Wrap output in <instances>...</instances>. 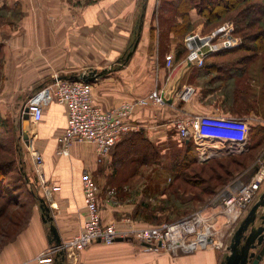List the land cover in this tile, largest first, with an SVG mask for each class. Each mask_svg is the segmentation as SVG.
<instances>
[{"label":"crops","instance_id":"0c3cea01","mask_svg":"<svg viewBox=\"0 0 264 264\" xmlns=\"http://www.w3.org/2000/svg\"><path fill=\"white\" fill-rule=\"evenodd\" d=\"M155 2L158 0H89L87 3L3 0L9 7H17L19 18L6 23L3 37L0 34L5 81L13 84L10 85L11 91L25 94L55 77H77L80 80L83 74L109 69L105 75L87 82L91 86L94 104L110 110L153 90L161 91L165 104L135 106L129 123L132 126L130 132L139 131L154 144L166 147L177 141L172 128L176 118L199 114L249 117L264 110V96L262 104L259 102V79L250 77V67L256 59H205L208 70L202 78H208L206 93H199L195 88L196 92L188 100H181L178 93L187 85L197 87V81L202 78L197 77L199 67L186 65L184 57L175 48L172 33L154 22L150 6ZM151 25H157L154 35ZM170 53L173 68L167 70L165 55ZM215 65L228 69L227 76L244 72L247 87L238 91L235 101L231 98L232 91L230 95L223 94L224 100L214 99L221 106L212 107L200 103V99L213 97L217 90L226 91L225 85L213 89L215 91L210 86L223 70L212 68ZM244 67L246 69L242 71ZM254 81H257L256 86L252 84ZM65 126L64 106L52 102L45 107L41 121L34 126L35 141L32 138L31 143L43 159L45 182H39L37 193L49 207L51 223L61 242L77 233L85 218L81 184L83 169L91 172L100 188L98 205L103 224L122 225V217L128 216L136 207H143V198L137 194L135 199L133 193L127 192L133 179L142 180L146 185L156 178V186L159 176L162 181L164 178L158 173V165L144 164L141 155L133 156V147L124 137L105 156H98L95 146L88 142L72 144L66 155L56 154V137ZM193 154L195 157L194 149ZM30 163L32 166V160ZM154 166L156 177L153 175ZM149 167L153 168L152 173L148 172ZM118 187L123 190H118L114 196L109 194ZM259 192L258 196L262 189ZM49 223L43 221L37 202L24 229L11 241L0 242V264H39L37 256L53 244L48 235ZM226 254L228 251L205 249L173 258L166 253L154 255L146 252L132 240H116L94 242L78 252L73 260L61 264H220ZM59 260L55 264H59ZM259 264H264V255Z\"/></svg>","mask_w":264,"mask_h":264},{"label":"built area","instance_id":"2783aa9c","mask_svg":"<svg viewBox=\"0 0 264 264\" xmlns=\"http://www.w3.org/2000/svg\"><path fill=\"white\" fill-rule=\"evenodd\" d=\"M234 31L231 22L206 36H188L186 65L202 67L207 55L238 46L241 40L232 35ZM165 60L166 65L171 67L172 56L167 55ZM194 92L195 89L187 85L178 95L186 101ZM52 102L64 106L66 113V126L56 137V154L66 155L72 144L88 142L95 146L98 156H105L125 134L132 131L129 118L135 106H162L166 100L161 91L153 90L135 100L124 101L113 109L103 110L92 100L90 83L55 77L34 89L23 105L21 114L23 119L27 116L30 128L41 121L45 107ZM254 122L264 125V121L254 115L199 114L176 118L172 128L181 140L192 142L195 158L204 162L247 151L249 131ZM31 160L35 175L44 184L41 154L35 150ZM252 168L254 170L247 180L230 183L204 207L173 222L146 225L134 230L102 223L98 205L100 188L90 171L83 169L81 184L85 218L81 228L60 245L47 247L36 259L39 264H55L59 252H62L64 261H70L94 242H113L118 238L132 240L144 251H163L171 256L205 249L228 251L234 226L246 215L263 184L264 157H258Z\"/></svg>","mask_w":264,"mask_h":264},{"label":"rangeland","instance_id":"374dc122","mask_svg":"<svg viewBox=\"0 0 264 264\" xmlns=\"http://www.w3.org/2000/svg\"><path fill=\"white\" fill-rule=\"evenodd\" d=\"M73 1L74 2L83 1L87 3L89 0H73ZM163 1L164 0H158V2H155L154 6L151 4V6H153V9L151 6L150 8L152 11V15L155 14V16L153 17L154 22L159 25L158 21H161L160 27L168 29L167 19H164V18L170 16V13L173 10L170 6H167V5L163 6L164 4ZM237 10H238V7L237 9L235 7L233 10L229 11V13H227V15L224 16V18L216 19V20H213L211 23L206 24L203 18H200L196 14L195 10L193 9L192 21H191V24L189 23L190 25L188 27V31L185 32L184 35L178 37L177 39H175L174 37L172 38L174 40L176 49H178L180 45L181 47L185 48L186 52L182 56L184 57V60H186L185 57H187V55L189 54V50L186 46V38L188 36L195 35V34H197L200 37L206 36V35L211 34L212 32L217 31L222 26L229 24L231 22L234 24V27H235L234 17L237 15V12H236ZM6 11L7 10H4V9L0 11V19H1L0 20V34H2V37H3L2 31L6 27V23H9L11 20H14V19L15 20L19 19L18 16L16 15L17 7L11 11L9 10V12H6ZM160 16H164L163 19L160 20L159 19ZM232 35H234L235 37L241 36L238 32L236 33L235 31L232 33ZM249 38L250 37H248V39ZM240 40L242 42L241 37H240ZM248 43H250L251 47L255 49L254 52L257 51L258 53V58H256V60L252 63L250 67V77L255 76V78L257 77L259 79V83H260L259 102L262 104L263 96H264V75L262 74V71H261L263 63H262V60L259 58V56H264V50H262L261 48V46H263L262 45L263 42L261 40L260 41L250 40ZM249 53L250 52L244 49L235 50L233 52L222 53V55H218L217 57L216 56L210 57V59L212 58V59H217V60H233L235 58L245 56V54H249ZM167 55L172 56L171 53ZM167 55H165V57ZM165 66L167 70H172L173 62H172L171 67H168L166 65V62H165ZM215 72H213L212 74H216ZM221 76L222 75L220 74L218 75V78H217V75H216L215 77L217 79H215L214 77V80L212 81V83H210V86H212V90H213L215 88H220L223 85H225L226 91L221 90L220 92L217 90V92L214 93L213 97H209L207 99H205L204 98L205 96H203V98L200 99V103L204 105H209L212 107L221 106V104L216 103L214 99L219 98L221 100H224L222 97L223 94L230 95L233 89L232 82L233 81L237 82L238 80L232 81L231 79L230 80L231 82H227L228 79L222 80L221 78H219ZM207 79H208L207 77L199 79L196 84L197 87H193V86L192 87L194 89L196 88L197 91H199V93L203 94V92L205 91V85L207 84L206 83ZM252 84L256 86L257 81H254ZM10 85H13V84L5 81L4 67H3V49H2V44H1V51H0V123H1L0 124V163L13 162L11 163V165H15V168L14 170L12 169V171L10 172L5 171V173L2 175L4 178L3 182L7 183L8 187L16 186V185L18 186V184L20 187L19 190L16 191L17 192L16 197L18 198L17 200H18L19 205L17 204V205L8 206L5 209V211L1 213L2 215L0 217V242L3 241L6 243L13 239L12 234L14 232L18 230L15 234H13V235H17L19 234L20 231L24 229V227L27 225L28 221L30 220V218L32 217L34 213L35 204H37L36 201L30 200L29 198L30 196L26 193V188L20 185L21 181L18 179V173L16 170V166L17 165L19 166V164H21L23 167H25L27 171H29L28 166L29 168L31 167L30 162H31L34 151L36 150L37 152L40 153V151L35 146H31L32 140L34 139L33 129L35 131V127L32 126V128H30V125L28 124L29 129H28L27 138H24V135H23V126L24 124L28 122L23 119L21 112L23 109V105L25 101L27 100L28 96L31 94V92L26 91L25 94L20 93V92H14V91H11L13 88H11ZM263 111L264 110H259L258 111L259 113L254 114V115L256 117L259 116L258 118L264 121ZM231 116H234V115H231ZM256 125H258V123L254 122L252 123L251 127L256 126ZM263 135H264V130H263ZM250 146H251V143L249 141L248 150L240 155L238 154L236 156H232L228 158H226L227 156H222L220 158H214L216 160L224 162L225 163L224 168L230 172L229 174L223 175L225 178L224 181L221 180L222 177L219 180H215V179L209 180L208 175L204 173L198 174V173H192V172H189V174H187L186 177L184 175L183 179H178L174 181L171 179L172 175L167 170L161 172L160 171L161 169H159L158 173L159 175L161 174V176H163L164 178L162 181L160 180L161 177L159 176V179H158L159 183L156 186L154 185L156 178L154 180H151L150 184L148 183L146 185L144 184V181L142 180L136 181V179H133V181L130 182L131 189L127 192L133 193L132 196H134L135 199H137L138 196L143 198L142 199L143 207L141 206L137 208L138 210L134 208L133 212H131L128 216L122 217L120 219V221L122 222V225H119L118 223H113V222H110L109 224L114 225L118 229L134 230V229H138L143 226H146V225L152 226V225L162 224L164 222H173L177 220L178 217L179 218L183 217L185 215H188L204 207L207 204V202L213 198V196H215L218 192H220L227 185H229L228 183H231L233 181V180L231 181V179L234 178L237 174H239L240 172H243L245 169L247 170L246 172H243L242 176H240V178L236 179L235 181L239 179L247 180V178L252 174L254 169L251 167H253L257 158L260 156L264 157V137L260 145H258L257 147L250 149ZM195 160L198 162L196 158ZM232 160L233 162H231ZM204 166H205V163L198 162V165H195V168L199 171ZM154 168L155 169H154L153 175L156 177V172H157L156 166H154ZM224 168H221L223 169L222 171L223 174L224 172L228 173V171L226 172ZM147 169L149 173H152L153 168L150 169L149 167ZM31 170H32L31 172L35 174L32 168ZM37 178L38 177H36V179ZM205 180L207 184L205 183ZM140 182H141V185H139ZM39 184L40 183L37 179L36 186L38 189L40 187ZM137 184H138V187H136ZM204 186H206L207 189H205ZM121 189H122L121 187L115 188V190L113 189L109 191V194L117 195ZM261 189H262L261 193H263L264 192V181L259 191ZM259 191H258V194L260 193ZM199 194L201 195V197H199ZM257 197L258 195L256 196L255 200L257 199ZM1 203L2 202L0 201V205ZM14 215L15 217L18 218L19 221H21V226L17 230L15 226H12L9 223V221L14 217ZM238 223L234 226V230L236 229ZM103 243H109V242L105 241ZM217 250H220V249H217ZM196 251H199V250H196ZM221 251L222 249L220 250V252ZM152 253L154 255H159L160 253L163 254L166 252L160 251V252H152ZM168 255L173 258L178 257V256H171L170 254Z\"/></svg>","mask_w":264,"mask_h":264},{"label":"trees","instance_id":"16d2710c","mask_svg":"<svg viewBox=\"0 0 264 264\" xmlns=\"http://www.w3.org/2000/svg\"><path fill=\"white\" fill-rule=\"evenodd\" d=\"M163 3H164L163 6H166V5L170 6L173 10L170 13V16L164 19H167L168 30L173 34V37L175 39L184 35L185 32L188 31V27L192 21L193 9L195 10L196 14L200 18H203L206 24H209L213 20L224 18V16L227 15L229 11L233 10L235 7L237 9L238 7V10L236 11L237 15L234 17L235 27H236L235 32L236 33L238 32L241 35L240 37L242 38V43L238 47H234V48L223 50V51L216 52V53H211L206 56V59L210 57H215V56L217 57L218 55H222V53H228V52H233L235 50L244 49L250 53L246 54L245 56L238 57L235 59L241 58L242 60L244 59L254 60L258 58V53L257 51L254 52L255 49L251 47L250 43H248L250 40H253V41L261 40L263 42L262 43L263 46H261V48L262 50H264V37H263L264 36V0H164ZM15 8L9 7L8 5L3 3V0H0V11L4 9V10H7L6 12H9V10L11 11ZM154 16L155 14L153 15V17ZM163 17L164 16H160L159 19L161 20L163 19ZM158 23L159 25L158 24L157 25L160 27L161 21H158ZM157 25H154V26L151 25V31L153 35L155 33V30L157 29ZM248 37L250 38L248 39ZM136 38L137 36L134 37V39ZM0 51H1V44H0ZM178 52H180L179 54H182L183 56V54L186 51H185V48L181 47L180 45L178 47ZM259 58L263 62L262 71L264 72V56H259ZM216 65L213 66L212 68L216 70L218 69L220 70L224 68V67L223 68L217 67ZM245 69L246 67L242 68V71H244ZM207 70H208V66L204 62L202 67L197 68V72H198L197 77L202 78L204 74H206ZM223 70H221L222 76L219 78H221L222 80L228 79L227 82H231L230 81L231 79L232 81L238 80L237 82H234V81L232 82L233 83V89H232L233 97L231 98L233 101H235L237 98L238 91L239 90L241 91L242 89L246 90V87H247V84L245 82L246 77L243 76L244 72L241 74L235 75V76H227L228 69H223ZM69 80H74V79L70 78ZM263 130H264V125L262 124H258L256 126L251 127L249 131V139L251 143L250 149L255 148L258 145H260L264 137ZM174 134L176 136L177 141L170 142L168 147L158 146L154 144L153 142L145 138L139 131L128 132L123 137L130 141L133 147L131 149L132 151L131 153L133 154V156L141 155L142 163L144 164H150V165L155 164L158 166L160 165L159 166L160 169L162 171L167 170L172 175L171 179L174 181L178 179H183L184 175L186 177V175L189 174V172L198 173V174L204 173L208 175L209 180H214V179L219 180L222 177L221 180L224 181L225 178L223 175L230 173L227 169L224 168L225 167L224 162L211 158L207 161L202 162V163H205V166L202 167L198 171L195 168V165H198V162L195 160V157L193 154L192 142L183 141L177 136L175 132ZM123 137L122 139H124ZM226 156H227L226 158H228V157H232L236 155H226ZM217 158H220V157H217ZM231 162H233V160ZM11 163L9 162L0 163V172H1L0 173V201L2 202L0 205V210H1L0 217L2 215L1 213L5 211V209L8 206L17 205V204L19 205L18 200H17L18 198L16 197L17 195L16 191L19 190L20 188L19 184L18 186L16 185V186L8 187L7 183L3 182L4 178L2 175L5 173V171L10 172L12 171V169L14 170L15 168V165H11ZM31 168L32 166L30 168L28 166L29 171H27L25 167H23L21 164H19V166L18 165L16 166V170L18 173V179L21 181L20 185L26 188V193L30 196L29 198L31 201L33 200V201L38 202L40 196L37 193V186H36L37 179L35 177L36 175L33 172H31L32 171ZM221 168H224V170H226V172L228 171V173L224 172L223 174L222 172L223 169ZM246 171L247 170L245 169L243 172H246ZM243 172H240L239 174H237L234 178L231 179V181L233 180L232 182H234L236 179L240 178ZM205 183H206V180H205ZM204 187L205 189H207L206 186ZM199 197H201L200 194H199ZM15 215L9 221V223L12 226H15L17 230L21 226V221H19L18 218L15 217ZM16 232H14L13 234H15ZM13 234H12V237L15 236Z\"/></svg>","mask_w":264,"mask_h":264},{"label":"water","instance_id":"95a60500","mask_svg":"<svg viewBox=\"0 0 264 264\" xmlns=\"http://www.w3.org/2000/svg\"><path fill=\"white\" fill-rule=\"evenodd\" d=\"M141 28V25L139 26ZM109 72V69H104L100 72H89L80 76L83 82H89L98 77H101ZM74 79H78L75 77ZM27 119V116H24ZM28 123L23 126L24 138L28 135ZM40 209L44 222H50L48 228L49 239L53 242L52 246H58L61 240L58 236L56 228L51 223L49 207L46 205L43 198H39ZM117 241L123 239L118 238ZM264 255V192L252 203L246 215L239 221L234 230L229 245L228 254L224 256L220 264H259ZM59 264L64 262L62 252H59ZM57 258V259H58Z\"/></svg>","mask_w":264,"mask_h":264},{"label":"bare ground","instance_id":"6f19581e","mask_svg":"<svg viewBox=\"0 0 264 264\" xmlns=\"http://www.w3.org/2000/svg\"><path fill=\"white\" fill-rule=\"evenodd\" d=\"M234 232V231H233Z\"/></svg>","mask_w":264,"mask_h":264}]
</instances>
